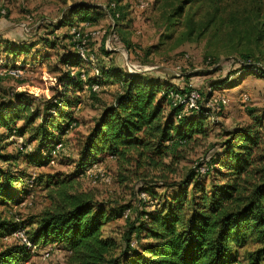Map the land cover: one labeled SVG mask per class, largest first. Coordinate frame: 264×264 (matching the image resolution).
Listing matches in <instances>:
<instances>
[{"label":"trees","instance_id":"obj_1","mask_svg":"<svg viewBox=\"0 0 264 264\" xmlns=\"http://www.w3.org/2000/svg\"><path fill=\"white\" fill-rule=\"evenodd\" d=\"M115 4L107 10L86 2L69 6L54 27L74 28L76 20L87 26L94 25L110 15L114 32L121 40L118 28L126 21L127 14L118 1ZM179 8L181 12L182 6ZM263 38L264 28L260 27L255 40L260 42ZM77 43L81 42L73 41L74 50L59 57L60 65L68 68L60 76L66 75L60 80L64 88L47 100L43 108H35L26 92H15L13 100L0 103V128L20 136L29 132V141L37 143L34 152H25V144L20 154L0 153V159L13 165L25 152L29 165L42 167L55 163L57 145L64 146L61 136L77 123L74 113L81 101L78 90L83 88V80L87 78L91 88L95 83L101 86L109 82L120 87L79 141L73 173L28 179L20 200L13 185L21 176L0 167V206L12 201L16 205L22 203L39 181L48 190L50 205L32 222L35 228L28 230L29 241L36 246L62 247L69 264H240L239 249L252 243L253 250L246 254L247 264H264L262 117L228 131L221 145L222 152L208 156L175 178L177 165L184 158V148L208 136L211 110L206 104L212 92L205 94L204 100L200 98V110L185 111L184 104H174L170 94L189 93L192 89L189 84L180 87L145 73L124 72L118 67L102 70L98 66L99 75L94 73L92 77L84 69L74 74L71 68L87 66L94 70L79 56ZM56 45L54 40H44L45 47ZM35 47L32 43L0 40V55L5 53L18 59ZM102 51L107 56L113 51L106 47V38ZM35 52L36 59H48L47 52ZM229 54L237 55L241 70L253 71L256 67L264 75L261 58L251 52ZM233 74L225 81H212L210 90L214 92L216 85L228 83ZM19 121L23 123L21 127L16 125ZM106 158L115 160L119 182L138 181L139 194L156 197L158 182L165 188L158 197L159 205L150 210H137L135 222L123 236V245L105 236L104 226L116 215L130 211L131 206L122 205L118 211L108 209L94 194L77 188L78 177ZM202 166L207 168L204 173L200 170ZM30 227L0 214V264H25L31 259L32 248L26 243L5 241L19 228Z\"/></svg>","mask_w":264,"mask_h":264},{"label":"rangeland","instance_id":"obj_2","mask_svg":"<svg viewBox=\"0 0 264 264\" xmlns=\"http://www.w3.org/2000/svg\"><path fill=\"white\" fill-rule=\"evenodd\" d=\"M115 1L126 9L127 17L118 28L121 40L111 41L110 46L116 49L111 51L110 56L102 51L104 38L107 41L112 30L110 15L89 26L76 20L73 26L79 31V36L74 38L67 37L73 34L72 26L54 27L69 6L86 2L107 10ZM142 1L149 3L145 10L138 7ZM2 10L5 12L2 13ZM0 11L1 41L36 44L31 53H24L18 59L5 53L0 55V103L9 101L15 92H26L33 99L35 108H43L47 100L64 88L60 80L66 75L60 76L68 68L60 65L59 57L74 50L73 41L82 42L85 39L86 52L97 58V67L102 70L118 67L124 72L145 73L180 87L189 84L198 90L202 100L210 91L212 97L211 102H207L209 107L206 104L207 108H213L215 96H225L228 102L219 111L210 109L208 136L184 148V158L177 165L175 178H180L208 156L222 152L221 145L228 131L249 125L257 118L262 117L264 121V75L256 67L253 71L241 70L237 55L229 54L251 52L264 61V38L260 42L255 40L258 29L264 28V0H0ZM105 30L106 34L103 33ZM44 40H54L57 45L54 48L45 47ZM35 50L47 52L48 59H36ZM82 69L87 71L88 76H94L95 71L87 66L71 68L74 74ZM230 74L233 75L228 83L216 85L218 88L214 92L210 90L212 81H225ZM89 85L85 78L83 88L78 90L81 101L74 113L77 123L61 136L64 146L55 152V163L42 167L29 165L25 152H34L37 146L36 142L29 141V132L20 136L0 128L3 137L0 153L18 155L27 144V149L13 165L0 159V167L21 176L13 185L18 198L21 196L20 200L24 196L21 191L30 179L38 176L44 179L47 174L64 177L74 172L79 141L120 89L119 84L113 82L102 83L98 91ZM244 94L248 95L246 99ZM16 125L21 127L23 123L19 121ZM137 182H119L117 165L112 158H106L77 179L79 190L94 194L97 201L105 203L108 209L118 211L122 205L131 206L130 211L116 215L104 226L105 236L120 245H123V236L130 224L136 220L137 210L153 209L161 202L158 198L160 194L165 192V188L160 187L161 182H158L156 197L139 194ZM30 193L18 205L12 201L0 206L2 216L31 226L25 229L27 237L28 230L35 228L32 222L51 202L48 190L40 181L31 187ZM5 241L19 239L12 235ZM42 247L41 250L32 248V257L25 264H69L62 247L55 244ZM253 248L250 243L239 249L240 264H247L246 254ZM45 250L50 251L48 257L44 256Z\"/></svg>","mask_w":264,"mask_h":264},{"label":"built area","instance_id":"obj_3","mask_svg":"<svg viewBox=\"0 0 264 264\" xmlns=\"http://www.w3.org/2000/svg\"><path fill=\"white\" fill-rule=\"evenodd\" d=\"M115 3H112L111 4V7H115ZM149 6V3L147 1H142L140 4H139V8L141 10H145L146 8H148ZM5 12L4 10H2V13ZM112 19V18H111ZM112 22H113V28L111 30V32L109 33V36H108V39L106 41V47L109 49V50H113V49H116V48H112L110 46L111 44V41L113 40H118L119 37L118 35L114 32V20L112 19ZM104 34H106V30L103 32ZM73 34H75L76 36H79V31L74 27L73 28ZM95 34V33H93ZM91 33V35H93ZM75 36V37H76ZM87 36H90V35H87ZM86 39L85 41L82 40L81 43H77L76 44V48L78 50V53H79V56L87 63H90L95 71V74L96 75H99V70H98V67H97V58L94 57V56H90L87 52H86ZM93 90L94 91H98L100 89V86L99 84L95 83L93 84ZM174 100V104H184L185 106V111H190V110H200L201 108V105L199 103V100H200V94L198 92V90L194 87H192L191 91L187 94H179V93H171L170 94ZM248 97V95L244 94V98L246 99ZM211 102V101H210ZM209 102V103H210ZM228 102V99L225 97V96H215V99L213 100V103H214V106L213 108L216 110H220L221 107L223 105H225L226 103ZM208 107H209V104H207ZM213 108H210V109H213ZM213 109V110H214ZM212 113V110L211 112ZM62 147V144H58L57 147H56V151L58 149H60ZM97 165H94V167H96ZM201 172H206L207 171V168L205 166H202L200 168ZM103 175V174H102ZM12 235L16 236L20 242L22 243H26L30 248H33V249H38V250H41L43 247L42 246H36L34 244H32L28 237H27V234L25 233V229H22V228H19L16 232H14ZM11 235V236H12ZM10 236V237H11ZM9 237H7L6 239H8ZM48 250V249H46ZM45 250V251H46ZM50 255V251H46L45 252V257H48Z\"/></svg>","mask_w":264,"mask_h":264}]
</instances>
